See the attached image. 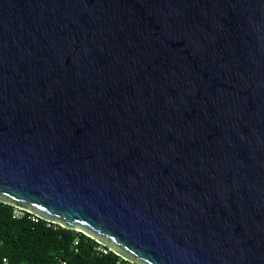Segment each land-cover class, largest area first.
<instances>
[{
    "label": "water",
    "instance_id": "1",
    "mask_svg": "<svg viewBox=\"0 0 264 264\" xmlns=\"http://www.w3.org/2000/svg\"><path fill=\"white\" fill-rule=\"evenodd\" d=\"M0 203L131 264H264V0H0Z\"/></svg>",
    "mask_w": 264,
    "mask_h": 264
},
{
    "label": "trees",
    "instance_id": "2",
    "mask_svg": "<svg viewBox=\"0 0 264 264\" xmlns=\"http://www.w3.org/2000/svg\"><path fill=\"white\" fill-rule=\"evenodd\" d=\"M12 212V207L0 203V260L6 258L10 264H56L59 259L70 264H116L120 259L111 252L95 253L98 244L80 232L40 219L32 222L28 213L13 219Z\"/></svg>",
    "mask_w": 264,
    "mask_h": 264
},
{
    "label": "built area",
    "instance_id": "3",
    "mask_svg": "<svg viewBox=\"0 0 264 264\" xmlns=\"http://www.w3.org/2000/svg\"><path fill=\"white\" fill-rule=\"evenodd\" d=\"M25 213L26 212H23L21 210L13 209L12 217H13V219H21L22 217H24ZM29 219L32 222H37L38 218L30 215ZM74 245L76 246L77 242H75ZM94 251L98 255H107L109 253L108 249H106V248H104V247H102L100 245L95 246ZM0 264H10V263H9V261L6 258H1ZM56 264H70V263L67 262L66 260L59 259ZM116 264H131V263H128V262H126V261H124L122 259H119L116 262Z\"/></svg>",
    "mask_w": 264,
    "mask_h": 264
}]
</instances>
